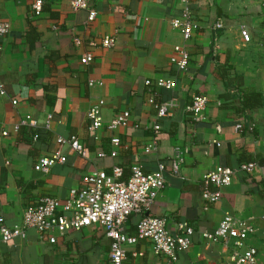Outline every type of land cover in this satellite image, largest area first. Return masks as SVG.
<instances>
[{
    "label": "crops",
    "instance_id": "0c3cea01",
    "mask_svg": "<svg viewBox=\"0 0 264 264\" xmlns=\"http://www.w3.org/2000/svg\"><path fill=\"white\" fill-rule=\"evenodd\" d=\"M70 1L47 0L34 16L33 0H0V21L11 27L8 35L0 37V83L5 91L0 96V217L4 224L19 225L24 209L43 196L64 203L70 189L82 188L94 170L110 173L118 166L124 178L132 166L148 173L163 163L165 186L149 215L164 218L170 234H177V225L186 223L193 230L190 246L170 261L155 255L150 242L139 241L127 248V262L234 264L233 253L253 248L257 264H264V0H188L197 29L185 42L170 25L182 12L177 0H87L88 9L77 11ZM89 10L96 12L93 21L87 19ZM218 23L222 28L215 27ZM241 27L249 33L248 42L240 36ZM105 36L115 39L113 47H102ZM175 47L185 48L190 56L182 72L170 62ZM85 53L93 55L87 66L80 63ZM157 78H172L176 86L160 89L154 85ZM146 81L151 84L145 85ZM248 91L259 94V104L239 114L236 107ZM194 96L208 100L198 122L187 110ZM98 99L105 102L104 122L129 112L128 125L113 132L102 127L88 133L86 112ZM151 101H169L168 115L157 117ZM48 114L52 119L45 129ZM26 115L36 120V129L13 132V125ZM153 125L160 127L157 133ZM70 135L84 145L85 158L63 147L64 164L46 174L36 172L37 160L58 149L56 138ZM114 136L121 144L111 157ZM153 141L156 150L145 154L144 147ZM175 147L183 153L178 176L171 173ZM244 163L258 167L238 171L231 184L221 189L218 202L207 204L202 199L205 174L217 166L237 168ZM225 214L252 228L241 247L233 240L225 245L202 237L213 232ZM138 219L131 216L122 232L134 235ZM55 236V242L49 243L29 229L25 239L0 243V264H107L110 240L101 229Z\"/></svg>",
    "mask_w": 264,
    "mask_h": 264
},
{
    "label": "built area",
    "instance_id": "2783aa9c",
    "mask_svg": "<svg viewBox=\"0 0 264 264\" xmlns=\"http://www.w3.org/2000/svg\"><path fill=\"white\" fill-rule=\"evenodd\" d=\"M47 0H33L31 5L34 16L41 13L42 4ZM182 5L180 17L170 20L173 29L180 32L183 41H188L193 37L197 25L191 17V11L188 8V0H177ZM87 0H71L70 6L73 11L79 9H88ZM96 16L94 10H89L88 21H93ZM217 29L222 28L221 24H216ZM10 24L6 21H0V37L10 33ZM240 36L244 42L250 39L246 28H240ZM115 44V39L105 36L102 39V47L111 48ZM90 45H94L90 43ZM190 56L183 47L174 48V56L170 62L180 72L187 69ZM93 61L91 53H85L80 60L83 66H87ZM146 81L145 85H150ZM93 85V81H90ZM154 85L160 89L173 90L176 86L172 78H157ZM5 91L0 83V96H4ZM205 96H194L187 110L193 121L198 122L202 119L201 113L207 105ZM16 105V101H12ZM105 102L98 99L86 112L88 133H96L102 127L108 131H116L125 128L129 122V112H123L116 115L108 122H104L101 110ZM156 109V115L164 118L168 115L170 102L155 103L151 101ZM51 114L45 117L44 128L49 129ZM36 129L37 122L31 116L26 115L13 125V132H18L21 128ZM158 125H153L154 133L159 131ZM7 132H2L6 136ZM36 139V136L34 137ZM58 149L51 155L40 157L33 169L36 172L46 174L57 164L66 162L65 155L61 148L65 147L69 152L85 158L87 151L80 140L70 135L68 137L58 136L55 140ZM214 144L219 146L216 141ZM119 137H112L110 145L113 150L110 156H116V149L120 147ZM156 150V143L144 147L145 154ZM100 157L105 156L99 153ZM183 163V153L178 147L174 148V154L171 165V173L178 176L179 167ZM255 163L240 164L237 168L217 166L214 170L203 176V189L201 192L202 199L207 204H214L220 200L221 189L231 184L235 174L238 171L251 172ZM264 169V162L261 165ZM167 172L163 163H158L157 168L152 172H144L139 165L130 168L129 177L124 180L122 169L113 166L110 173L102 170H94L84 179L82 188H72L69 191L68 198L64 203H60L56 198L50 196L41 197L34 205L24 209L22 220L19 225L7 226L0 217V243H7L14 239H25L26 231L35 230L49 243H54L55 235H64L69 231H80L85 228L95 227L104 232L106 238L110 240L108 262L107 264H129L127 262V248L134 246L139 241L150 242L155 255L167 257L170 261L175 260L176 252L186 250L190 246V236L193 234L192 228L186 223L177 225V234H170L166 228L164 218L149 215V210L153 206L159 192L165 186L164 175ZM139 216L135 224V234L127 235L122 232V226L131 216ZM262 224L264 225V212L261 215ZM252 231L245 222L225 214L219 222L216 229L209 233H202L204 240L211 243L222 242L227 244L228 240H233L236 247H241L248 233ZM230 260L234 264H257L256 251L253 248L246 249L242 253L235 252L231 255Z\"/></svg>",
    "mask_w": 264,
    "mask_h": 264
},
{
    "label": "trees",
    "instance_id": "16d2710c",
    "mask_svg": "<svg viewBox=\"0 0 264 264\" xmlns=\"http://www.w3.org/2000/svg\"><path fill=\"white\" fill-rule=\"evenodd\" d=\"M260 96L258 93H252L251 91L242 94L241 102L239 106L236 107V112L239 114H244L245 111L254 109V104L257 102L259 104ZM191 104V103H190ZM130 175V170L128 176L123 179L126 180Z\"/></svg>",
    "mask_w": 264,
    "mask_h": 264
}]
</instances>
